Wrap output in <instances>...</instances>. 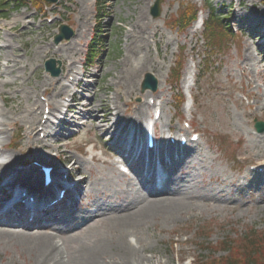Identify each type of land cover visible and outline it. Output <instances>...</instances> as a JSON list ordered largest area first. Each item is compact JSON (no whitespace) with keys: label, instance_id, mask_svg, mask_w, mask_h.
I'll list each match as a JSON object with an SVG mask.
<instances>
[{"label":"rangeland","instance_id":"obj_1","mask_svg":"<svg viewBox=\"0 0 264 264\" xmlns=\"http://www.w3.org/2000/svg\"><path fill=\"white\" fill-rule=\"evenodd\" d=\"M156 1L59 0L54 5H47L43 0H9L13 9L0 11V44L3 41L8 45L10 43L15 49L16 61L26 67L17 65L16 72L0 76V93L8 98L9 104L19 100L22 106L25 107L28 102L31 107L38 101L40 108L34 109L38 119L34 127L37 129L48 116L45 106L57 105L58 110L54 112L57 113L72 92L75 101L80 103L76 113H80L84 106L83 111L86 112L88 104L93 103L97 120H101L108 109L114 114L115 105L122 114V111L132 112L144 104L148 114L140 131L153 118L155 108L159 106L161 120L158 135L168 132L179 135L184 130L186 138L192 132L200 137V141L192 145V156L186 157L188 163L180 167L181 175H194L198 192L206 193L210 188H216L224 191L225 195L234 196L237 189L230 186L232 179H242L250 165L248 154L256 156L262 149L252 137L264 135L257 134L254 129L255 120L264 123V108H261L264 106V88L257 89V84L251 81L253 78L242 76L240 68L245 44L250 46L252 57L260 60L256 51L259 40L251 32L239 28V24L253 15L264 18V0H238L235 3L234 0H160V14L153 18L151 8ZM214 16L227 19L216 20ZM200 17L204 23L202 27H199ZM60 25L71 28L74 37L55 44L53 38ZM137 25L143 33H138L135 29ZM94 30H97L95 34ZM96 34L102 43L96 60L90 66L87 61L84 63V56L87 44ZM134 48L133 54L130 50ZM260 49L264 52V47ZM0 52L1 75L7 63L5 52ZM144 54L157 67L146 66L135 72L134 69L139 66L136 59ZM49 59L61 63L62 73L56 78L50 77L43 69L44 62ZM70 64L77 74V80L73 82L70 80L73 73L68 75ZM176 66L180 68L177 78ZM146 74L159 81L160 88L154 93L140 92ZM61 76H65L62 84L70 87L69 94L52 98L51 91L42 93L47 79L53 82ZM15 78L29 91L27 102L20 89L2 86ZM189 89L194 105L189 98ZM248 92H252L254 97L249 98ZM258 94L262 97L256 101ZM154 102L156 104L151 106L150 103ZM2 109L6 108L0 97ZM81 114L72 122L54 128L61 135L60 140L43 141V134H39L37 138L42 144L27 138L30 123L21 122L20 116H10L17 123L12 126L11 118L1 126L3 135L0 141L7 149L0 162L7 163V157L13 156L18 159L19 166L25 165L19 168H30L32 162L40 159L47 161L43 163L54 162L55 166L61 165L66 156L83 161L88 174L82 206L87 207L85 211L88 212L92 208V199L105 204L107 199L111 201L109 195L140 189L137 186L129 188V181L135 183L133 175L126 178L116 167L112 169L111 162L118 160L109 158L106 151L113 140L108 141V135L97 131L91 118ZM126 117L123 115L122 118ZM51 120L55 125L56 118ZM189 125L190 132L187 131ZM16 131L21 139L16 142L17 146L11 147ZM58 143L59 152L41 148L44 144ZM92 146L96 147L93 151ZM57 153L60 154L58 158ZM37 155L41 158H36ZM93 155L100 160L92 161ZM187 165L195 166L197 170L186 168ZM70 174L74 175V172L70 171ZM30 175L32 173L27 177ZM38 175L41 181V175ZM20 184L27 185L24 182ZM249 194L248 197L246 192H240L239 199L229 203L223 200L219 203L196 202L174 218H161L130 233L127 240L148 261L147 264H219L218 258L224 255L220 245L222 240L232 242L231 248L238 249L243 247L240 242L246 235L264 234V204L256 208L259 195ZM233 205L239 208L234 209ZM116 227L97 218L88 227L76 229L71 238H64L61 246L63 260L70 259L69 264H75L72 260L79 247L95 241L116 240L120 234ZM31 263L28 256L21 255L15 247L0 244V264Z\"/></svg>","mask_w":264,"mask_h":264},{"label":"bare ground","instance_id":"obj_2","mask_svg":"<svg viewBox=\"0 0 264 264\" xmlns=\"http://www.w3.org/2000/svg\"><path fill=\"white\" fill-rule=\"evenodd\" d=\"M237 17H239V14ZM239 28H244L247 32H251V35L253 34L252 36H255L258 38L257 40H259L256 44V51L260 57L259 61H256L252 57L249 52L250 46L245 44V55L243 62L240 64L242 76L246 78L251 76L253 78L251 81L253 84H257V89L264 88V52L260 49V47H264V18L261 19L259 16L254 15L246 17L241 25L239 24ZM135 29H137L138 33H143L142 28L138 25ZM252 36L251 39H254ZM261 39L262 41L260 42ZM14 50V47L10 45V43L8 45L3 41L2 44H0V51L5 52L4 60L7 63L4 72H2L0 76L8 72L9 74L16 72L17 69L15 68L17 65L23 67L21 63L16 61L17 56L14 55ZM57 50L59 51L60 49L58 48ZM135 50L134 48L130 51H133L134 54ZM140 50L141 48H139L138 52H140ZM146 56V54L143 56L138 55L136 63L139 66L134 69L135 72H140L141 69L146 66H151V68L157 67L156 63L153 60L149 61V58ZM25 67L26 66L23 68ZM68 68V75L71 74L70 76H72L73 73L72 78H70L71 82L76 81L77 74L74 73V66L72 67V64H70ZM64 78L65 76H61L59 79H54L55 81L53 82L47 79L43 84L46 86V89H43L42 93L46 94L51 91L53 94L52 98L66 95L67 92L69 94L70 92L68 89L70 87L62 84V79ZM18 80V78H15L10 82L4 83L2 86H8L10 89H20L23 93V98H25L27 102L30 97L29 91L23 88V83H18ZM158 88H160V86H158ZM188 93L190 97L193 98L190 89ZM83 96L84 95H81V97ZM0 97L6 108L0 110V140L3 135L1 126L6 125V121L12 118L10 116H20L19 120L21 122L30 123L31 126L28 128L27 138L29 140L34 139V143L42 144L37 138L40 133L43 134V141L45 139L60 140L61 135L57 133L54 128L59 127L61 124L66 125L65 121H68V119L72 122V119H76V117L82 113L84 116L91 118V123L95 125L97 131H101L102 134L108 135L109 138L114 140L117 150L116 153L118 155L128 156L131 154L133 144H131V142L129 147L124 139H127L130 133L136 131V126L141 128L143 120L146 119L148 114V108L144 104L139 108H135V111L132 112H128V110L122 111V114L120 108L115 105L113 109L115 111L114 114L108 109L105 111L104 115H102L101 120H97L96 116H94L96 107L93 103L88 104L86 112L83 111L84 106L81 111L80 109L78 110L80 113H76L78 109L77 106L80 103L75 101V94L72 92L69 95L70 103L66 104L69 107L67 110L68 115L63 116L64 119L62 118L61 121H58V124L54 125L49 117L54 115V112L58 110V106L49 104L50 111L48 118L41 125V128L39 127L37 129L34 127L35 122L38 120L36 114H34V109L36 108L39 110L40 103L38 101L32 103L31 107L27 102L24 107L19 100L9 104L8 98L5 97L2 92L0 93ZM92 97H95V93L92 94ZM143 97H145V95ZM248 97L253 98V93L248 92ZM255 97H257L256 101H259L262 96L259 95ZM261 108L263 109L264 106ZM155 109L160 110V107L157 106ZM189 113L192 115L191 111ZM74 114H76V116H74ZM123 115H127V117L122 118ZM11 120L12 122H10V124H12V126L15 124L14 126H16L17 120L13 118ZM168 131H170V129H168ZM131 135L135 137L136 134L132 133ZM115 136L116 139L114 138ZM252 140L257 144L260 143L262 149L256 156L248 154L247 162L256 166L250 178L245 176L242 177V179H232L230 186L237 189V193L234 196H230V194L225 195L224 191H219L216 188H210L206 193L198 192L194 175L184 177L176 173L180 166H186V157H191L192 153H194L191 146H186L180 150V152L178 151L179 153H175L176 155L171 151L167 152L166 155L168 157L166 161L164 157H162L164 151L156 150L149 152L150 155L162 154V156H159L157 159L160 173L159 179L161 180L158 188H153L156 182L154 174V157H148L147 161H143L139 158L137 161L138 163L142 162V166L140 165V169L138 168L135 171V176L132 179L135 183L129 181L128 184L129 188L137 186L141 188V190H130L129 192L125 190L111 196L109 195L108 198L111 201L107 199L105 204L100 203L99 200L92 199L90 201L92 207L91 213L86 212L85 210L87 207L82 206L84 187L87 184L86 175L88 174L83 161L75 159V157L66 156L63 163L66 164L65 168L74 172V175H70L72 181H68L67 178H64L62 174L60 175L58 172L49 173L50 182L44 187L42 182H37L35 179L30 180V178L27 177L29 174L36 171V167L19 168L23 166H19L20 163H18L19 161L16 157H7V163L0 162V177L2 182L4 181V184L2 186L0 184V187L5 188V186H9L12 182H15V180H19L30 186H21L22 189L18 194L16 189H9L11 192L13 191L18 195V197L14 198L10 196L12 203L10 199L2 200L0 196V244L13 246L20 251L21 255L26 254L28 259L32 262L31 264H69L71 260L65 261L62 256L63 250L61 246L64 243V238H71L76 229L88 227L92 221L101 218L102 220L109 221L116 225L120 233L119 236H117L116 240L95 241L90 245L79 247L75 259L72 260L73 263L147 264L148 261L140 255L137 248L128 242L127 236L130 233L138 231L142 227H148L161 218H174L175 215L182 214L196 202L219 203L223 200L229 203L231 200L239 199L240 192L244 190H247L248 197L250 196V192L259 195L256 208H260V205L264 204V135L252 137ZM171 147L175 146L172 145ZM41 148H44L46 151L59 152L60 145L59 143L55 145L44 144ZM6 149V145L0 141V159L3 158V152ZM93 149H96V147L93 146ZM244 154L247 155L245 150ZM59 156L60 154L57 153L56 157L58 158ZM36 158H41V156L37 155ZM91 159L96 162L100 160V158L95 155H93ZM126 160L127 158L124 156L123 162L126 163ZM35 162L37 166L47 164L43 163L47 162L44 159L36 160ZM114 165L115 163L111 162L113 170ZM186 168L197 170V167L192 165H187ZM151 172L152 175L150 174ZM18 176L21 177L18 179ZM34 181L35 185L32 186V182ZM55 191L63 192L64 197L56 200V203L49 204L45 193L52 195ZM26 198H30V200ZM233 208H239V206L235 205ZM56 239H59V241L57 242ZM59 242H61V244H59Z\"/></svg>","mask_w":264,"mask_h":264},{"label":"trees","instance_id":"obj_3","mask_svg":"<svg viewBox=\"0 0 264 264\" xmlns=\"http://www.w3.org/2000/svg\"><path fill=\"white\" fill-rule=\"evenodd\" d=\"M11 8L9 0H0V10H8ZM96 31H94L95 33ZM99 35H95L88 45L87 58L88 63H92L96 60L98 55V47L101 44ZM240 244L243 246L238 249H232V242L222 241L220 242L221 251L224 252V256L219 257V264H264V234L262 235H246L241 239ZM226 246V247H225Z\"/></svg>","mask_w":264,"mask_h":264},{"label":"water","instance_id":"obj_4","mask_svg":"<svg viewBox=\"0 0 264 264\" xmlns=\"http://www.w3.org/2000/svg\"><path fill=\"white\" fill-rule=\"evenodd\" d=\"M49 4H54L58 0H44ZM159 1H157L151 9V16L153 18H157L159 16ZM73 36L72 31L67 26H60L59 34L55 36L54 42L59 43L62 40H69ZM46 72L50 73L52 77H57L60 74V69H55V62L53 60H49L44 64ZM157 88L156 80L150 75L146 74L144 76V80L141 85V92H145L146 90H150L151 92H155ZM258 131L263 130L262 124L256 125Z\"/></svg>","mask_w":264,"mask_h":264}]
</instances>
